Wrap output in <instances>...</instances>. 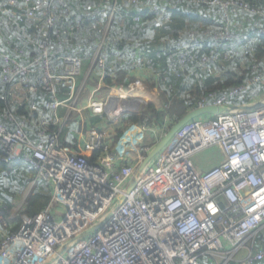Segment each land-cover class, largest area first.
<instances>
[{"label":"built area","instance_id":"2783aa9c","mask_svg":"<svg viewBox=\"0 0 264 264\" xmlns=\"http://www.w3.org/2000/svg\"><path fill=\"white\" fill-rule=\"evenodd\" d=\"M22 1L26 14L20 22L36 21L38 6L32 0ZM190 1L218 6L227 20L231 7L237 5L224 0ZM18 2L9 0L3 13L8 10L9 14ZM141 2L106 0V26ZM50 3L52 8L60 6L61 15H69L66 1ZM243 7L264 13L246 3ZM140 16L136 14L134 20ZM44 17L47 26H57L54 12L45 11ZM10 20L15 22V17ZM256 28L264 34L263 28ZM64 33L62 42L70 39ZM107 35L105 28L93 61V66L103 69L106 62L101 52ZM235 37L227 24L212 38L221 44ZM40 48V56L25 62L19 47L11 54L0 42V83L9 86L8 102L20 107L31 95L42 92L47 96L42 107L54 115L34 121L0 111V161L24 164L34 172L19 207L10 214L11 221L21 217L20 227L0 235V264H264V94L247 104L232 103L248 87L264 84L262 72L254 67L255 74L245 85L201 98L196 108L215 105L229 111L185 124L154 158V165L149 163L140 171L147 153L163 136L143 149L139 140L153 131L146 121L129 125L117 142L103 128H92L88 134L81 130L77 148L62 135L73 115L85 109L104 115L111 104L110 117H118L116 121L123 111L138 113L146 102L138 97L147 92L144 84H115L103 98L99 95L106 87L102 77L83 107L91 73L79 83L84 58L61 56L64 69L57 72L60 55L51 56L47 39ZM60 108L65 109L64 115L59 114ZM52 126L57 128L51 130ZM212 147L222 155L219 163L212 158L207 161L211 164L196 161ZM40 182L50 188V201L40 212L25 215L26 200ZM12 223L0 212V233ZM97 225L98 229L87 233Z\"/></svg>","mask_w":264,"mask_h":264},{"label":"trees","instance_id":"16d2710c","mask_svg":"<svg viewBox=\"0 0 264 264\" xmlns=\"http://www.w3.org/2000/svg\"><path fill=\"white\" fill-rule=\"evenodd\" d=\"M32 1L38 6L37 20L25 19L20 22V17L26 14L25 3L19 0L11 7L9 14H7L8 10L4 14L3 10L9 5V0H0V42L11 54L15 53V47H19L23 51V61L33 60L40 56V44L44 39L48 40L52 57L62 54L76 55L85 51L91 54L98 46L105 31L102 24L106 18L102 17L98 22L90 21L91 16H85L84 11L90 6L107 5L106 0H64L68 3V16L61 15L62 9L58 4L57 8L50 7V0ZM224 1L237 3L231 7L228 20L218 6L193 3L190 0H142L141 4L129 8L133 11L132 14L113 18L107 30L105 47L101 52L102 56L106 55V51L109 54L106 59L104 58L110 66L107 72L109 75L104 77L105 89L115 84L128 86L131 82L139 81L154 90L151 93L154 95V100L143 103L138 113L122 115L119 120L120 127L113 138L115 142L132 124L140 125L146 121L155 129L167 127L170 122L175 123L195 109L198 101L208 94L221 95L245 85L247 79L255 74L254 67L264 74V34L257 32V26L249 29L254 24L264 29V13H251L243 7L246 3L264 11V0ZM139 6L146 9L138 12ZM45 11L55 13L56 27L47 26ZM136 14L141 15L138 21L134 20ZM13 17L15 22L10 20ZM227 24L236 37L221 44L215 42L212 38L213 34H217ZM64 31L70 35V39L66 42L61 41L62 34L65 35ZM240 34L245 35L243 38L248 37V40L244 47L239 48ZM114 51L117 52V60L108 61V57L115 54ZM146 51L154 54L151 55V63L146 64L153 67L149 74L144 70L145 63L141 64V56ZM205 57L210 59L204 61ZM1 66L2 63L0 68ZM112 66H115L114 70ZM8 91L9 86L0 83L1 112H12L18 118H31L34 121L45 117L50 119L54 116L52 112L42 107L44 100H47L44 93H34L27 103L19 107L8 102ZM261 94H264V84L256 83L234 97L232 103L247 104ZM40 107H42L41 111L34 110ZM74 116L68 121L63 131V138L73 131L71 126H77ZM105 118L106 114L94 121L98 122ZM38 124L40 125V122ZM38 124L31 130H36ZM56 128L52 126L51 130ZM150 133L142 143L143 149H149L155 144L157 137L151 136ZM73 147L77 148L76 145ZM96 153L97 156L100 152ZM1 156L0 152V158ZM28 171L33 172V169L28 167L26 169L23 164L8 165L0 161L2 210L14 209L23 199L31 183V178L27 175ZM43 184L40 182L32 189L23 214L32 216L48 204L51 190ZM10 214H6L5 218L8 223H13L3 229L0 235L15 232L20 227V216L18 215L15 221H11Z\"/></svg>","mask_w":264,"mask_h":264},{"label":"crops","instance_id":"0c3cea01","mask_svg":"<svg viewBox=\"0 0 264 264\" xmlns=\"http://www.w3.org/2000/svg\"><path fill=\"white\" fill-rule=\"evenodd\" d=\"M107 5H105V6H100V5H98L97 7H95V6H90V7H88L87 9H85V11H84V14L86 15V16H91V17H89V20H92L91 18H93L96 14V16H99L100 17V19L102 18V14H103V12H104V8H107V9H109L108 7H106ZM206 19V18H205ZM96 49H97V47H95L93 50H92V53L90 54H88V52H83V53H81V54H74L73 56H82L83 58H84V64H83V71H82V75H81V78H80V80H79V83L80 82H82L85 78H86V76H87V74L89 73V72H91L90 73V75L89 76H87V90L83 93V96H82V105L81 106H85L86 105V102H87V99H88V97H89V94L95 89V87L99 84V82H100V80H101V78L102 77H105L106 75H109V74H107V72H109V68H110V66H109V64L107 65V61H106V67L103 69V68H101V67H99V66H97V65H95V66H93V61H94V57H95V53H96ZM107 49H105V51H106ZM115 52V54L112 56V55H110V57H108V61L110 60V59H112V60H117V52L116 51H114ZM107 54H108V52L106 51V55L104 56V58L107 56ZM66 55H72V54H66ZM87 55H89V56H87ZM61 56H65V54H62V55H60V57L56 60V64H55V68H56V71L57 72H62L63 71V69H64V62L62 61V59H61ZM108 56H109V54H108ZM119 56V55H118ZM53 58H57V57H53ZM106 59V58H105ZM111 64H113V65H115V63H113V62H110ZM114 67L115 66H112L111 68H113V70H114ZM91 68H92V70H91ZM91 70V71H90ZM111 74V73H110ZM115 74V73H114ZM111 76H113L112 74H111ZM105 84V83H104ZM106 85V84H105ZM104 90L103 91H101L100 93H101V96L103 97V98H106L107 97V95H108V89H105V88H103ZM105 96V97H104ZM152 96V95H151ZM152 101V100H151ZM150 101V102H151ZM44 103H45V100H44ZM44 105V104H43ZM38 111H41V110H38ZM59 114L60 115H64L65 114V109L64 108H60V110H59ZM107 115V114H106ZM45 116H47V115H45ZM101 116H103V115H94V114H92L89 110H87V109H85L84 111H83V113L82 114H75V116H74V118H75V122H76V125L77 126H71V128H72V130L73 131H71V133L70 134H68V136H66V137H62V139L68 144V145H76L77 144V142H78V137H79V132H81V130H83L84 132H85V134H88L89 133V131L92 129V128H103V126H105V125H107L108 123L105 121L106 119H101L100 121H98V122H95L94 121V119H96V118H99V117H101ZM113 125H114V123H112ZM69 127V126H68ZM75 127V128H74ZM70 128V127H69ZM157 137V136H156ZM218 153V156L216 155V156H214V157H212V161H214L215 160V162L216 163H219L221 160H222V155L219 153V152H217ZM210 161V160H209ZM215 163V164H216ZM244 254V252H242V255Z\"/></svg>","mask_w":264,"mask_h":264},{"label":"rangeland","instance_id":"374dc122","mask_svg":"<svg viewBox=\"0 0 264 264\" xmlns=\"http://www.w3.org/2000/svg\"><path fill=\"white\" fill-rule=\"evenodd\" d=\"M106 7H108V6H106ZM105 10H104V12H103V16L102 17H104V18H106L105 20H104V22H103V24L102 25H104L103 26V28L105 29H107L108 30V26H106L107 25V23H108V21H109V19H108V17H109V9H107V8H104ZM124 9V8H123ZM146 8L145 7H142V6H139L138 8H137V10H138V12H142V11H144ZM133 13V11H130V14H132ZM97 15V14H96ZM94 16L93 18H91L92 20H90V21H95V22H98L99 20H100V17L99 16ZM86 16V15H85ZM116 18V17H115ZM106 21V22H105ZM246 21H249V19H246ZM255 26H258V25H256V24H254L253 25V27H251V28H249V29H252V28H255ZM241 36H240V38L238 39V46H239V48L240 47H244L245 45H246V42H247V40H248V37H244L243 38V36H245V35H243L242 36V34H240ZM249 37H250V35H248ZM210 44H213L212 42H209ZM151 55H154L152 52H145V54H143L142 56H141V58H142V61H141V64H143V63H145V65L146 64H148V63H151ZM143 62V63H142ZM146 67V69H144L145 70V72H147L146 74H149V72H152V69H153V67L152 66H150V65H146L145 66ZM147 77H149V78H152L151 76H147ZM146 78V77H145ZM143 84H144V82H142ZM144 86L146 87V90H147V92L145 93V92H143V94L142 93H140L139 95L140 96H138L139 98H144V100H146V102H150L151 100H154V95L153 94H151L154 90L152 89V88H150V87H147V85H145L144 84ZM102 93V92H101ZM101 93L99 94V95H101ZM146 94H149L150 96H148V95H146ZM138 95V94H137ZM152 95V96H151ZM105 97V96H104ZM31 98V97H30ZM30 98H29V100H30ZM115 105L117 106V103H115ZM143 103L141 104V106L143 107ZM34 110H42V107H40V108H35ZM208 115H204V116H201V117H207ZM106 120V122L108 123L107 125H105V126H103V129L104 130H107L108 131V134H110V135H115V133L117 132V130L119 129V127H120V122L121 121H116V120H112V119H110V116L109 115H106V118H105ZM112 123H114V125L112 124ZM173 123L172 122H170L169 124H168V126L167 127H162V128H153L152 130L153 131H151V136H157L158 137V139H157V141L160 139V137L163 135L164 136V134H166V132L169 130V128H170V126L172 125ZM148 135H149V133H148ZM144 136H145V134H144ZM143 136V137H144ZM150 136V137H151ZM147 138V134H146V136H145V138L144 139H146ZM139 142H143V138L141 139V140H139ZM156 142V141H155ZM138 147V145L136 146V148ZM136 148H134V149H136ZM139 149H141V148H139ZM218 149L216 148V147H212V148H209V149H207L206 151H204L203 153H200L197 157H196V161L197 162H199V163H201V164H204L205 162L206 163H209V164H211V162H207V161H209V159H211L212 157H214V156H218ZM132 154H136L135 152H132ZM155 159H153L151 162H150V166H153L154 165V163H155ZM23 166H24V164H23ZM25 167H26V169H27V166L25 165ZM33 173L34 172H30V171H28L27 172V175L28 176H30V178H32L33 177ZM43 185H46V184H43ZM19 204H20V202H19ZM19 204H17L16 205V207L15 208H18L19 207ZM12 211H14V209L13 208H11V209H5L4 208V210H2V208H0V212L5 216L6 214L7 215H9L10 213H12ZM21 218V217H20Z\"/></svg>","mask_w":264,"mask_h":264},{"label":"water","instance_id":"95a60500","mask_svg":"<svg viewBox=\"0 0 264 264\" xmlns=\"http://www.w3.org/2000/svg\"><path fill=\"white\" fill-rule=\"evenodd\" d=\"M110 103V102H109ZM111 104H108V107L106 109V113L110 115V107ZM139 107V106H138ZM243 109L248 108L247 106L242 107ZM126 110L125 112H127ZM229 108L228 107H223V106H215V105H209L204 108H195L188 112L186 115H184L181 119L173 123L169 130L162 136V138L153 146V148L150 150V152L147 154L146 159L144 160L140 171H142L164 148L165 146L171 141V139L174 137V135L178 132L180 128H182L185 124L188 122L194 120L197 117L208 115V116H216L220 115L224 112H228ZM124 111L121 114L125 113ZM118 118V117H117ZM117 118L110 117L112 120H116ZM134 187V183L130 186L129 191L132 190ZM100 225H97L93 228H91L87 233H90L96 229H98Z\"/></svg>","mask_w":264,"mask_h":264}]
</instances>
